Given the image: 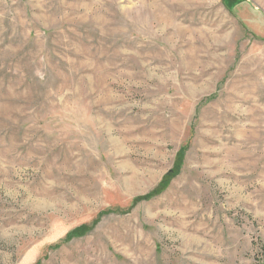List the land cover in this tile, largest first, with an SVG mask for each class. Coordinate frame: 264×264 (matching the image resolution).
<instances>
[{
    "label": "rangeland",
    "instance_id": "obj_1",
    "mask_svg": "<svg viewBox=\"0 0 264 264\" xmlns=\"http://www.w3.org/2000/svg\"><path fill=\"white\" fill-rule=\"evenodd\" d=\"M264 0H0V264L264 262Z\"/></svg>",
    "mask_w": 264,
    "mask_h": 264
},
{
    "label": "trees",
    "instance_id": "obj_2",
    "mask_svg": "<svg viewBox=\"0 0 264 264\" xmlns=\"http://www.w3.org/2000/svg\"><path fill=\"white\" fill-rule=\"evenodd\" d=\"M254 246L259 247L262 254H264V243L261 240L254 242ZM263 257H264V255H263ZM260 259H262V258H260ZM260 259L257 258V261L255 264H264V262L262 263Z\"/></svg>",
    "mask_w": 264,
    "mask_h": 264
}]
</instances>
